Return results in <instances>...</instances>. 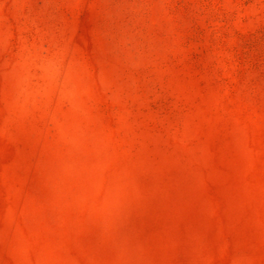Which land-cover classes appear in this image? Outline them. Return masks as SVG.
<instances>
[{
	"label": "rangeland",
	"instance_id": "obj_1",
	"mask_svg": "<svg viewBox=\"0 0 264 264\" xmlns=\"http://www.w3.org/2000/svg\"><path fill=\"white\" fill-rule=\"evenodd\" d=\"M0 264H264V0H0Z\"/></svg>",
	"mask_w": 264,
	"mask_h": 264
}]
</instances>
